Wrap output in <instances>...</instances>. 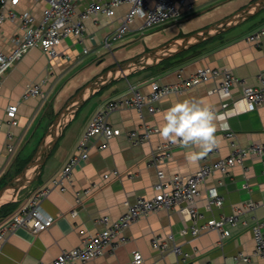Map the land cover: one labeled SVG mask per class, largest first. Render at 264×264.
<instances>
[{
  "label": "crops",
  "instance_id": "0c3cea01",
  "mask_svg": "<svg viewBox=\"0 0 264 264\" xmlns=\"http://www.w3.org/2000/svg\"><path fill=\"white\" fill-rule=\"evenodd\" d=\"M88 1L78 0L77 10H81ZM188 1L194 3L193 8L183 6L178 18L160 25L142 30L141 19L136 18L127 33L110 50L103 47L104 37L120 24L128 4L116 7L111 16L104 13L90 15L85 19L83 38L80 40L73 35L65 38L57 46V56L50 57L39 46H34L16 61L6 71L0 89V180L9 173L7 182L25 166L35 154L56 114L86 83L117 63L217 23L253 0ZM242 1L245 3H240ZM224 3L226 8L232 6L233 12L213 22L205 21V16L210 11ZM46 6V0H19L10 8L17 12H31L37 23ZM18 24V21L5 20L0 26V50L5 53L13 48L12 39L22 36L23 31ZM263 25L264 8L227 30L151 66L114 78L92 92L61 131L40 171L12 199L18 204L16 210L36 190L51 184L67 158L76 151V144L95 111L108 99L126 93L129 85H135L143 93H148L152 80L173 83L180 76L188 75L203 66L228 69L249 83H255L257 73L264 69V33L258 42L246 37ZM84 48L87 49L86 52ZM108 52L112 53V58L107 56ZM218 81V77L209 79L181 93L165 95L156 103L158 110L150 113L145 109L143 117H139L132 107L111 111L107 121L111 126L119 128L121 134L110 138L103 148H100L104 141L102 136L95 135L90 139L88 157L80 160L73 168L66 189L53 187L41 201L42 209L54 217L52 225L37 233L26 227L9 233L0 242V264H49L62 250L78 246L84 235L103 229L104 225L98 221L101 216L116 218L125 212L126 200L133 202L141 196L151 197L154 194L158 167L148 166L146 161L157 143L163 140L158 133L149 140L134 145L125 133L144 123L160 126L163 112L173 102L203 99L212 104L223 119L217 121L219 150H212L197 164H190L185 158L188 149L175 145L172 156L159 165L166 176L175 173L191 174L204 159L214 161L228 155L231 151L229 140L225 136L228 130L234 131V140L239 146L264 142V105L250 110L246 105H239L233 112V106L238 101L245 100L242 86L234 85L229 92L230 97L224 99L220 96ZM37 82L42 83L45 96L22 99L26 85ZM67 88L70 90L65 92ZM224 102H227L226 107L222 106ZM9 104H17L16 125L11 124L6 116ZM224 124H227L226 129L222 127ZM9 131L13 134L12 140L7 138ZM8 143L14 145L12 150L8 148ZM105 173H109L107 178H104ZM92 183L96 185L91 187ZM213 186L223 195L224 201L221 207L208 208L207 192ZM89 187L88 192L80 193L78 200L77 191ZM247 201L264 202V154L249 155L242 163L232 166L227 173L215 171L200 185V194L194 202L200 213L197 223L200 225L212 217L218 218L221 214L228 215L238 210L237 224L230 227L229 236L222 237L214 229H203L197 235H193L190 230L182 233L181 230L190 225L191 221L177 210L160 209L140 217L123 230L128 240L113 252L106 251L82 264H178L171 246L160 251L151 244L153 236L165 238L170 233L174 235L175 243L193 254L196 264H264V256H253L250 261L233 258L239 251L251 254L255 247L252 232L245 224L251 220L252 215L263 223L264 228V207L245 209ZM134 251L142 254L141 263L134 262Z\"/></svg>",
  "mask_w": 264,
  "mask_h": 264
},
{
  "label": "built area",
  "instance_id": "2783aa9c",
  "mask_svg": "<svg viewBox=\"0 0 264 264\" xmlns=\"http://www.w3.org/2000/svg\"><path fill=\"white\" fill-rule=\"evenodd\" d=\"M18 1L0 0V26L5 20L18 21V25L23 31L22 36H15L12 39L14 46L10 52L5 53L0 50V89L6 71L31 47L39 46L48 56L55 57L58 55L57 46L65 38L73 35L81 40L85 33V19L92 14L104 13L111 16L119 5H129L117 28L104 37L103 47L110 50L112 45L127 33L136 18L141 19L140 29L143 30L178 18L183 6L190 9L194 7V3L188 0H89L78 11V0H46L47 6L43 9L41 18L36 23L35 16L31 12H17L10 8V6L16 5ZM263 33L264 25L246 38L258 42ZM86 51L87 49L84 48V52ZM217 77L219 78L217 87L225 89L228 93L234 85H241L243 97L252 105L251 109L264 105V69L257 73L255 83H249L245 78L228 69L221 70L211 66H203L188 75L180 76L179 80L173 83L152 80L148 93H143L135 85H129L126 93L108 99L95 111L76 144V151L67 158L59 175L51 180V184L32 193L18 210L0 223V242L4 241L9 233L20 227H26L31 232L37 233L52 225L54 217L42 209V199L53 187H58L60 190L66 189V183L70 181L73 168L80 160L88 157V144L93 136L100 135L103 137L104 141L100 147L103 148L107 146L110 138L121 134L119 128L111 126L107 121V116L111 111L122 107H132L137 111L139 117H143L145 109L150 113L158 110L156 103L163 96L181 93L199 82ZM41 84V82L27 84L21 98L44 97L45 93L42 91ZM222 106L226 107L227 102H224ZM16 111L17 104H9L6 107V116L13 125L18 122ZM158 127L144 123L141 127L131 129L125 134L132 144H141L149 140L152 135L158 134ZM1 130L2 122L0 121V132ZM225 136L231 146L228 155L219 157L214 161L204 159L199 168L191 174L175 173L171 176H166L159 165L172 156L175 145L165 141L158 142L146 161L148 166L158 167L157 181L153 186L154 194L151 197H138L133 202L126 200L124 202L126 205L125 212L116 218L109 215L101 216L98 221L104 225L103 229L94 234L84 235L78 246L62 250L49 264H82L106 251L113 252L119 245L128 240V237L123 234V230L140 217L160 209L177 210L191 221L190 225L181 230L182 233H187L190 230L193 235H197L203 229H214L219 231L222 237L229 236L231 234L230 227L237 224L238 210L228 215L221 214L218 218L212 217L200 225L197 223L196 219L200 213L194 202L200 194V185L215 171L227 173L232 166L242 163L249 155L264 154V142L239 146L234 140V131H226ZM7 138L13 139L11 131L7 133ZM7 146L10 150L14 148L12 143H8ZM213 150L217 152L219 148L216 147ZM114 172L118 174L116 171ZM108 176L109 173L104 174V178ZM95 185L92 183L91 187ZM91 187L77 191V197L81 192H88ZM77 199L79 200V197ZM223 201V195L219 193L216 187L213 186L208 189V208L221 207ZM257 206L264 207V202L247 201L244 204L245 209L248 210H253ZM75 213L73 210V214ZM245 224L249 226L252 232L255 247L251 254L237 252L233 256L235 260L250 261L253 256H264L263 223L255 215H252L251 220ZM151 244L160 251L171 246L176 254L178 264H196L193 254L184 251L179 244L174 242L172 233L165 238L159 235L153 236ZM133 254L135 263L143 261V256L139 251H134ZM40 264L45 263L41 262Z\"/></svg>",
  "mask_w": 264,
  "mask_h": 264
},
{
  "label": "water",
  "instance_id": "95a60500",
  "mask_svg": "<svg viewBox=\"0 0 264 264\" xmlns=\"http://www.w3.org/2000/svg\"><path fill=\"white\" fill-rule=\"evenodd\" d=\"M263 8L264 0H253L239 11L231 14L221 21H218L217 23L190 35L179 37L169 43L144 51L143 53L126 61L117 63L116 65L108 68L105 72L96 76L93 80L86 83L56 114L31 159L18 173H16V175L11 177L2 187H0V206L11 202L14 196L22 188L26 187L31 179H33V177L40 171L46 155L55 144L61 131L68 121L74 116L78 107L92 92L100 89V87L114 78H121L127 76L130 71L151 66L159 60L171 57L178 51L210 38L216 33L227 30L231 26L246 20Z\"/></svg>",
  "mask_w": 264,
  "mask_h": 264
},
{
  "label": "clouds",
  "instance_id": "9594fccd",
  "mask_svg": "<svg viewBox=\"0 0 264 264\" xmlns=\"http://www.w3.org/2000/svg\"><path fill=\"white\" fill-rule=\"evenodd\" d=\"M221 98L230 97L225 89L220 90ZM239 105L251 109L248 100L238 101ZM223 119L214 106L203 99H183L171 103L162 114V123L157 131L161 140L188 149L185 158L190 164H197L218 146L217 121ZM225 129L227 124L222 125Z\"/></svg>",
  "mask_w": 264,
  "mask_h": 264
},
{
  "label": "rangeland",
  "instance_id": "374dc122",
  "mask_svg": "<svg viewBox=\"0 0 264 264\" xmlns=\"http://www.w3.org/2000/svg\"><path fill=\"white\" fill-rule=\"evenodd\" d=\"M240 3H245L244 1H242V2H240ZM226 3H224L223 5L222 4H220L219 6H216V8L213 10V11H210L209 12V14L208 15H206L205 17H206V20L205 21H209V22H213V21H215V20H217L218 18H222L223 16H225V14H227V13H231V12H233V9H232V6H230V7H227L226 8V6H224ZM222 12H224V13H222ZM138 50V49H137ZM136 50V51H137ZM139 50H140V48H139ZM135 51V52H136ZM115 52V51H114ZM133 53V52H132ZM107 56L108 57H110V58H112L113 56H112V53L111 52H108L107 53ZM67 90H70L69 88H67L66 90H65V92L67 91ZM75 92V91H74Z\"/></svg>",
  "mask_w": 264,
  "mask_h": 264
},
{
  "label": "trees",
  "instance_id": "16d2710c",
  "mask_svg": "<svg viewBox=\"0 0 264 264\" xmlns=\"http://www.w3.org/2000/svg\"><path fill=\"white\" fill-rule=\"evenodd\" d=\"M9 174V173H8ZM6 175L5 177H2L0 180V186L1 184L6 182V178L10 175ZM18 207L17 202H8L0 206V223H2L8 216H10Z\"/></svg>",
  "mask_w": 264,
  "mask_h": 264
},
{
  "label": "bare ground",
  "instance_id": "6f19581e",
  "mask_svg": "<svg viewBox=\"0 0 264 264\" xmlns=\"http://www.w3.org/2000/svg\"><path fill=\"white\" fill-rule=\"evenodd\" d=\"M5 197H7V196H5Z\"/></svg>",
  "mask_w": 264,
  "mask_h": 264
}]
</instances>
